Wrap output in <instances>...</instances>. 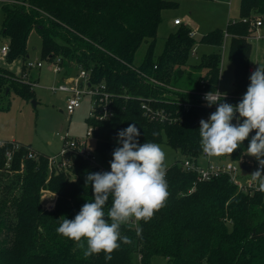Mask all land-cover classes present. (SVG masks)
Here are the masks:
<instances>
[{
    "label": "trees",
    "instance_id": "16d2710c",
    "mask_svg": "<svg viewBox=\"0 0 264 264\" xmlns=\"http://www.w3.org/2000/svg\"><path fill=\"white\" fill-rule=\"evenodd\" d=\"M0 2L1 34L9 46L6 62L21 60L26 64L29 39L35 30L41 37L42 58L49 62L61 58L68 74L86 71L92 84H103L111 94L112 116L104 121L86 119L88 127L94 128V150L105 165L120 146L118 132L130 124L139 129L140 144L160 143L166 136L173 148L199 158L203 154L200 118L207 110L191 100L204 84L206 91L218 89L222 54L219 50L202 54L193 64L202 72L196 87L179 89L192 48L195 43L221 48L224 33L229 34L235 82L224 102L236 105L250 85L253 45L249 39L255 36L250 22L257 14L264 16V0H241L240 19L229 22L226 31L217 28L192 38L187 25H176L178 29L169 34L163 51L156 56L162 12L178 6L176 0ZM143 43L147 44L144 59L135 66L136 52ZM151 77L163 84L150 81ZM34 83L21 80L0 63V110L8 107L3 99L11 91L30 99ZM187 101L189 107L184 106ZM253 135L254 131L233 153L218 157H244ZM17 143L20 148L13 151L9 165L6 152L11 145L0 147V264H154L156 256L168 258L169 264H264V192L238 191L227 175L199 181L178 162L165 165L169 192L165 205L147 222L130 218L121 226V235L132 243L119 242L110 261L105 260L104 252L85 257L84 249L59 234L57 228L93 200L86 177L99 170L77 156L70 172L50 173L47 155L30 144ZM30 149L37 152V159L26 156ZM47 188L57 194L50 210L42 202ZM111 205L110 196L104 211ZM82 242L86 247V241Z\"/></svg>",
    "mask_w": 264,
    "mask_h": 264
},
{
    "label": "clouds",
    "instance_id": "9594fccd",
    "mask_svg": "<svg viewBox=\"0 0 264 264\" xmlns=\"http://www.w3.org/2000/svg\"><path fill=\"white\" fill-rule=\"evenodd\" d=\"M204 99L208 107H218L207 121H200L203 152L208 156L231 154L254 131L247 154L259 162L260 167L251 176L258 182V190L264 192V66L251 74L250 85L238 104L224 102L226 94L216 90L206 93ZM139 135L135 124L118 132L117 142L122 146L113 151L111 171L89 173L86 177L93 200L86 202L74 219H63L57 228L59 234L84 249L85 257L104 252L105 260L110 261L113 251L120 247L119 242L132 243L128 236L121 235V226L130 218L147 222L165 205L169 195L166 154L157 143L140 144ZM110 196L112 205L105 212ZM141 232L138 226L137 235ZM82 241H86V247Z\"/></svg>",
    "mask_w": 264,
    "mask_h": 264
},
{
    "label": "rangeland",
    "instance_id": "374dc122",
    "mask_svg": "<svg viewBox=\"0 0 264 264\" xmlns=\"http://www.w3.org/2000/svg\"><path fill=\"white\" fill-rule=\"evenodd\" d=\"M176 1L178 6L162 12L163 19L158 28L157 44L155 46L156 56H159L163 51L169 34L178 29V26L174 25L176 17L188 22L191 27L187 26L197 32L198 38L213 29L220 28L226 31L229 22L240 19L241 0ZM259 18L264 20V16L257 14L252 17L250 22L255 33V37H250L249 39L253 45L250 67L255 70L259 66H264V23L261 26H257L256 21ZM2 21L3 11L2 2H0V47L8 43V39L1 34ZM224 41L225 48L223 51H221L220 47L199 44L197 56L196 58H190V64L184 71L180 81H178L177 88L183 90L194 89L202 72L194 68L193 64L199 62L202 54L219 50L222 58L218 88L222 93L231 92L234 89L235 82L234 62L229 57L230 38L225 40L224 37ZM146 50L147 44L143 43L136 52L135 66H139L142 63ZM6 59L7 57H0V63L12 69L21 80L38 81V84L34 87V95L30 99H26L15 91H11L8 96L4 97V105H9L7 108L0 110L1 137L10 142L19 140L30 144L35 150L47 156L59 154L62 148L61 136L67 135L72 138L82 139L87 137L88 124L86 119L90 117L91 103L93 102L92 96L86 95L82 99L81 105L72 114L67 111L69 93L53 90L52 88L64 83L69 76L74 77L76 74H68L63 66L60 73L53 71L52 62L41 57V37L37 31L34 30L29 39V60L42 61L43 66L41 68H29L21 60L8 63ZM60 63H62V60ZM20 70L22 71L21 73H19ZM88 141L89 146L94 148L92 138H89ZM157 144L160 145L166 154L164 162L166 166H171L176 162L181 163L185 159V155L180 150L173 148L167 143L166 136H164L162 142ZM112 159L113 156L110 162ZM203 162H205L204 158ZM106 166H110V164ZM43 192L42 202L48 208L50 203H53L51 202L53 201V192L48 188ZM153 263L169 264V260L164 256H156L153 258Z\"/></svg>",
    "mask_w": 264,
    "mask_h": 264
},
{
    "label": "built area",
    "instance_id": "2783aa9c",
    "mask_svg": "<svg viewBox=\"0 0 264 264\" xmlns=\"http://www.w3.org/2000/svg\"><path fill=\"white\" fill-rule=\"evenodd\" d=\"M257 26L263 25V20L258 19L256 21ZM175 25L184 24L181 18H176L174 20ZM190 37L198 38L197 32L190 30ZM255 37V36H254ZM230 38L228 33H225V40ZM199 48V43H195L192 48L191 56H197ZM225 48V41L221 46V51ZM9 52V46L7 44L0 47V57L5 58ZM61 58L52 62L53 71L55 73H60L62 70ZM26 65L29 68H40L43 66L42 61H31L27 60ZM157 68V66H155ZM255 71L254 68L250 67V75ZM150 81L162 85L163 83L155 78H149ZM38 83L35 82L34 85ZM82 84V86H81ZM205 84L202 86V91L196 93L197 97L193 98L191 101L195 104L205 108L207 113L203 115L200 120L207 121L210 114L216 111L218 105H213L212 107L207 106V102L204 99L205 94L209 91L205 90ZM53 90H61L69 93L67 98V111L72 114L74 110L81 105L82 99L86 95L92 96L93 102L91 103L90 117L93 120L104 121L112 116V109L110 106L111 94L107 91L106 87L101 85L92 84L90 80L89 73L86 71H79L74 77H70L64 83L59 84V86L52 88ZM219 91V88L216 90ZM215 92V91H213ZM222 93V92H221ZM222 99V97H221ZM190 101L184 103L185 107L190 106ZM145 106V105H144ZM238 114V113H237ZM93 126L90 125L87 130V137L82 138H72L67 135L61 136L62 148L59 154L54 156H48V166L49 170L52 172L63 170L65 172H70L73 166L74 158L81 156L86 159L92 166L96 167L99 172H109L111 168L101 163L99 157L94 150L89 146V138L93 135ZM11 145V148L7 150V164L13 160V151L20 148V144L17 142H8L0 140V147ZM28 158H38L37 152L30 149L26 155ZM203 158L205 162H203ZM181 165L186 171L194 172L197 175L199 181H208L213 178L227 175L232 184L237 186L238 191L245 193H253L258 190V182L253 180L251 174L256 171L260 165L257 159L253 156L245 154L244 157L238 160L224 159L218 156H208L204 152L199 158H191L185 156V159L181 162ZM250 165V172L244 173L243 166ZM54 207V202L50 203L48 209Z\"/></svg>",
    "mask_w": 264,
    "mask_h": 264
},
{
    "label": "crops",
    "instance_id": "0c3cea01",
    "mask_svg": "<svg viewBox=\"0 0 264 264\" xmlns=\"http://www.w3.org/2000/svg\"><path fill=\"white\" fill-rule=\"evenodd\" d=\"M176 18H178V17H176ZM181 19H182V18H181ZM182 20H183V19H182ZM183 22H184V20H183ZM184 24H185V25H188V26L191 27V25H190L188 22H186V21L184 22ZM174 25H175V24H174ZM191 30H193V29L191 28ZM193 31H194V30H193ZM52 64H53V63H52ZM52 66H53V65H52ZM40 68H41V67H40ZM21 72H22V71L20 70L19 73H21ZM19 73H18V74H19ZM75 74L77 75L78 72H76ZM69 78H70V76H69L66 80H68ZM66 80H65V81H66ZM35 82L38 83V81H35ZM34 86H36V85H34ZM218 86H219V85H218ZM219 90H220V89H219ZM220 91H221V90H220ZM231 92H232V91H231ZM231 92H229V93H225V94H230ZM223 93H224V92H223ZM0 139H1V140H4V141H7V140H5V139H4L3 137H1V136H0ZM8 142H10V141H8ZM11 142H20V143H24V142L19 141V140H14V141H11ZM24 144H26V143H24ZM49 156H50V155H49ZM109 167H110V166H109ZM52 198H53V199H52L53 201H51V202H54V205H55V200H56V198H57V194L53 193Z\"/></svg>",
    "mask_w": 264,
    "mask_h": 264
},
{
    "label": "water",
    "instance_id": "95a60500",
    "mask_svg": "<svg viewBox=\"0 0 264 264\" xmlns=\"http://www.w3.org/2000/svg\"><path fill=\"white\" fill-rule=\"evenodd\" d=\"M81 86H82V84H81ZM250 169H251V168H250V165H244V166H243V172H244V173H249V172H250Z\"/></svg>",
    "mask_w": 264,
    "mask_h": 264
}]
</instances>
